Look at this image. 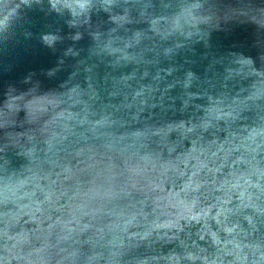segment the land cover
I'll return each instance as SVG.
<instances>
[{
    "label": "clouds",
    "instance_id": "obj_1",
    "mask_svg": "<svg viewBox=\"0 0 264 264\" xmlns=\"http://www.w3.org/2000/svg\"><path fill=\"white\" fill-rule=\"evenodd\" d=\"M0 264H264V0H0Z\"/></svg>",
    "mask_w": 264,
    "mask_h": 264
}]
</instances>
